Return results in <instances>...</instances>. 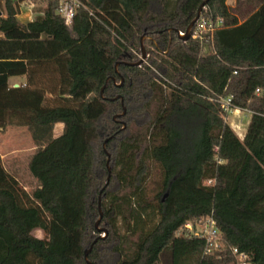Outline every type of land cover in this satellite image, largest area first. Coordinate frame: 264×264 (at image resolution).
<instances>
[{
	"label": "trees",
	"instance_id": "1",
	"mask_svg": "<svg viewBox=\"0 0 264 264\" xmlns=\"http://www.w3.org/2000/svg\"><path fill=\"white\" fill-rule=\"evenodd\" d=\"M79 1L68 25L62 0H0V129L33 142L23 166L0 160V264H89V248L92 264H233L229 246L264 264V0H209L223 24L203 44L178 35L203 0ZM22 2L42 14L21 21ZM209 216L220 251L199 234Z\"/></svg>",
	"mask_w": 264,
	"mask_h": 264
},
{
	"label": "rangeland",
	"instance_id": "2",
	"mask_svg": "<svg viewBox=\"0 0 264 264\" xmlns=\"http://www.w3.org/2000/svg\"><path fill=\"white\" fill-rule=\"evenodd\" d=\"M227 3L230 6H236L235 0H227ZM38 6L33 5L28 2H23L21 3V7L19 10V18L21 15V18H25L26 16H22V13L25 11L28 12L31 10L32 14L30 15L31 18H34L36 11H37ZM203 12V11H202ZM28 14V13H27ZM141 58V57H140ZM25 79L20 77V76H13L10 77V84L15 85V84H21L24 83ZM159 94L161 92L163 94H167V90H158ZM159 103V99H157L156 103H153L151 107V112L154 115L157 106ZM251 119V114H249L246 111H241V112H232L226 117V121L231 125V127L234 129V131L238 134V136L243 139L248 124ZM132 131H136L138 128L135 125L131 126ZM103 147L106 151L107 154V160L109 156V167L111 168L110 161H111V152L108 149L107 145V140H104L103 142ZM33 150V142L31 139V135L28 131V129L24 126H9L5 128L4 130L0 129V156L2 158V162L4 165H17L18 163H21L22 166L26 163L24 162L27 159V156H29L30 153H32ZM21 171L24 172L23 181L25 184H27V188L30 189L36 185V180L33 179L27 171H25V167H20ZM159 185V177H158V172L157 169H154V174L152 178L150 179V185H149V194L152 196L157 193L158 191V186ZM100 224V222H99ZM99 227V225H98ZM100 228V227H99ZM103 233L104 230L101 229ZM125 229H122V232H124ZM34 234L38 237H44L45 233L42 229H35Z\"/></svg>",
	"mask_w": 264,
	"mask_h": 264
},
{
	"label": "built area",
	"instance_id": "3",
	"mask_svg": "<svg viewBox=\"0 0 264 264\" xmlns=\"http://www.w3.org/2000/svg\"><path fill=\"white\" fill-rule=\"evenodd\" d=\"M81 3L79 0H62L59 5L58 12L64 18L66 24L70 25L74 17L75 8ZM206 8V7H205ZM204 8V9H205ZM223 24L222 19H214L211 15L201 13L199 19L196 21L190 39L200 41L202 44L208 38L212 37L214 32L220 28ZM185 31H179L180 37L184 36ZM141 57V56H140ZM221 106L228 115L232 112L245 111L233 104V95L230 94L221 99ZM247 112V111H246ZM185 228L192 229L191 223H187ZM181 233V232H180ZM200 236L204 237L208 243L207 252L212 250H222L226 247L225 242L222 239L221 232L217 229L215 221L212 216L206 217L204 223L200 225ZM228 256L232 260L233 264H253L251 256L245 251H241L237 247H228Z\"/></svg>",
	"mask_w": 264,
	"mask_h": 264
},
{
	"label": "water",
	"instance_id": "4",
	"mask_svg": "<svg viewBox=\"0 0 264 264\" xmlns=\"http://www.w3.org/2000/svg\"><path fill=\"white\" fill-rule=\"evenodd\" d=\"M208 2H209V0H203V1H202V3L200 4V6H199V8H198V10H197V14H196L195 18H194V19L190 22V24L188 25V27H187V29H186V31H185V34H184V36H182V38H184V39H186V40L190 39L191 34H192V29H193V27H194L196 21L199 19L200 15H201V13H202V11H203V9H204V8L206 7V5L208 4ZM1 15H2V11L0 10V16H1ZM141 46H142V55H141V58H140L138 61L133 62L132 64H134V65H141V64H142L143 62H145V60H146L147 54H146V49H145V46H144V36H142V38H141ZM118 65H119V63L116 64V68L118 67ZM112 79L115 80V78H112ZM107 82H108V80H107ZM14 86L17 87V86H19V84H15ZM104 88H105V86H104V87L102 88V90H101V94H102V95H103ZM114 99H115V98H111V100H114ZM122 104H123V99H122ZM125 113H126V108H125V106L123 105V112L120 113V114L115 115L114 118L116 119V117L122 116V115H124ZM125 126H126V124L123 123V128H124ZM109 159H110V158H109V156H108L107 166H108V171H109V173H110L111 169H110V167H109ZM108 180H109V176H108ZM99 209H100V218H99V220L96 222L95 225H96V227H97L99 230H101V228L98 227L99 222H100V220H101V218H102V211H101L100 205H99ZM104 231H105V230H104ZM105 233H106V231H105ZM101 237H104V236L102 235ZM90 250H91V248H89L88 250L85 251V259L87 260V262H88L89 264H92L91 261L88 259V254H89Z\"/></svg>",
	"mask_w": 264,
	"mask_h": 264
},
{
	"label": "crops",
	"instance_id": "5",
	"mask_svg": "<svg viewBox=\"0 0 264 264\" xmlns=\"http://www.w3.org/2000/svg\"><path fill=\"white\" fill-rule=\"evenodd\" d=\"M22 3H23V2H22ZM31 4H32V3H31ZM33 5H34V4H33ZM20 6H21V5H20ZM27 13H28V14H27ZM29 14H30V15L32 14L31 10H29L28 12L25 11V13L23 12V13H22V16H26V15H29ZM39 14H42V13L36 11L35 16H36V15H39ZM30 15H29V16H26L25 18H21V15H20V19H21V21H23V22H27V21L32 20L33 18H31ZM35 16H34V17H35ZM63 130H64V124H63L62 122H58V123L55 124V127H54V134H55V136H59V135H61V134L63 133ZM0 160H1V162H2V158H1V156H0ZM37 237H38V236H37Z\"/></svg>",
	"mask_w": 264,
	"mask_h": 264
}]
</instances>
